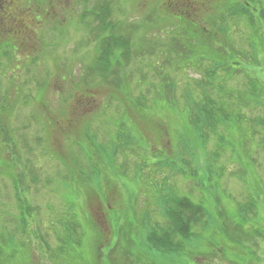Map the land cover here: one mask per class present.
<instances>
[{
	"label": "trees",
	"instance_id": "trees-1",
	"mask_svg": "<svg viewBox=\"0 0 264 264\" xmlns=\"http://www.w3.org/2000/svg\"><path fill=\"white\" fill-rule=\"evenodd\" d=\"M55 1L58 0H41L37 4L36 7L42 21L46 18L49 19L53 14L52 12L57 6ZM82 1L85 4V0ZM114 1L101 0L102 4L95 8L86 6L80 14L87 20L85 28L90 34L87 42L96 44L94 73L98 77L95 81H87L84 74L80 80L83 83L82 89L84 90L85 87L86 91L98 93L97 88L104 87L107 90L105 93L109 92L108 94L100 92L99 96L102 98L86 96L83 97V100L91 99V107L96 105L93 100L98 101L97 104L100 103V107L104 104L105 108L107 106L104 99L108 102L110 100L117 102V107L115 106L111 115L119 121L123 120L125 115H129L127 109L122 110L124 105L131 104L136 108H144L156 106L158 102L163 104L166 101L167 107L184 111L187 116L185 121L188 133L196 137L201 145L206 142V134L214 133L215 135L217 128L223 127L227 130L240 131L243 124L246 123L243 111L260 108L257 98L261 92L264 95V84L259 90L257 80L258 75L264 70V0H177L175 3L170 1L163 6L167 11L163 14V18L157 15L156 10L154 12L150 10L146 14V19L140 23L130 21L125 16L124 21L115 24L111 20L112 4H116ZM160 1L163 3V0ZM165 1L168 2V0ZM193 1H198L200 12L197 10L199 5L196 8L194 4H191ZM140 2L147 3L152 7L157 6L159 0L154 4H151L150 0H139L137 4L140 5ZM30 4L33 5L30 0H23L21 6L18 24L22 27L21 31L23 32L19 35L8 32V34L0 36V71L6 68L10 69L14 61H20L23 53L29 51L28 58L33 68L23 69L22 67L21 72L24 78L27 75L33 82L36 80L40 82L32 90L29 88L27 92L17 89L21 95L18 99L17 96H12L13 89L9 90L6 87L2 92L0 81V123H3V126L0 124V170L7 167L14 169V172L6 177L12 189L7 198L12 197L13 200L12 202L6 201L11 207H15L16 211H7L2 217L0 264H3L4 261L8 264L10 262L16 264L20 257L24 260L23 264H37V259L33 257L36 254L42 256L41 259H46L47 264L49 261L52 264H73L70 262L72 254L81 248L83 238H87V232L78 221L80 217L76 215L74 209L78 195L82 193V198L83 193H87L86 188L89 183L101 177L102 170L99 169V166H103L104 170L109 169L123 175L129 167V159L132 156H129L127 152L130 153L140 148H137L133 143L128 145V140L122 141L123 134L120 131L115 133V137L106 139L99 135L98 131L92 128L88 122L83 128L81 138L72 139L71 142L67 140L68 145H72L73 149L69 148L68 152L61 154L57 159L50 155V158H54L52 161L59 163L61 167V169L56 168L52 177L45 178L38 175L35 165L30 160L20 162L12 158L16 153L19 157L20 151L31 152L32 150H28L27 147H23L25 151L19 150V147L14 143L15 138H12L8 133L4 119H1L2 116L8 115L4 112V104L6 107V103H10L9 106H12V110H14L18 104H21L23 98L31 99L28 105L31 108L30 115L31 112L33 113V109L45 108L43 104H49L51 101H47L43 97L46 92L53 95L50 91H54V88L49 87L51 81L44 82L42 72H37L34 67L35 61L41 62L38 55L43 52L44 41L41 39L43 34L37 36L32 35L34 34L32 32L24 34L25 28L39 24L31 17L33 25H27L23 18L25 17L23 8ZM159 30H163L161 40L148 41L146 38L143 40L139 38L140 32L153 34ZM5 38H9V51L4 48ZM135 42L140 45L139 51L136 49ZM149 55L157 56L154 63L148 62L150 61L148 59L145 61V56ZM4 59L8 61V65L4 63ZM135 64L145 65L144 69L149 67L150 70L145 74L140 73L139 81L132 87L130 85L131 73L128 75L129 71L127 70ZM63 68L61 67V69ZM63 71L67 72V70ZM148 72L151 73L150 77H147ZM188 72H197L200 76L192 78ZM238 73L243 75L245 81L241 86H233ZM134 89L138 91L135 96L133 95ZM118 92L126 94L121 98V101L116 100ZM73 97L77 98L76 95ZM78 97L82 99V96ZM226 104L235 106V108L226 111ZM90 106L85 107L86 110L89 109L87 111L89 115L92 114ZM52 110L54 116L50 118L53 120L51 123L41 125L40 122H34L35 125H39L40 129L36 133L37 142L39 133L43 136L47 132L63 135L76 127L73 122L69 121L64 111H57V108H52ZM79 111L75 109L73 114L71 109L73 119ZM88 114L84 116L81 111L75 121H79L83 117L86 118L89 116ZM58 117L65 119L64 126L59 124ZM136 119L142 121L141 118ZM116 124L119 123L116 122ZM250 124L252 123L250 122ZM249 126L250 144L256 138L254 135L257 134L260 139L254 144L264 150V123L260 118H257L254 124ZM45 130L47 131L45 132ZM245 144L247 143L245 142ZM23 145L25 146V144ZM189 148L192 150L190 146L188 150ZM52 153H55L54 149ZM70 154V158H66ZM243 155L253 165L256 164V159L253 157L254 152L248 150ZM213 156L217 160L218 154H213ZM119 157L122 158L121 162H118ZM136 157L140 158L138 154ZM86 159H93L100 163L92 164L91 167L84 163ZM165 159L168 158H164L155 166L166 167L169 162L166 164L167 160ZM139 168L145 169L141 159L134 166V173ZM207 172L210 175L213 170L207 167ZM219 172L222 174V171ZM52 185L59 189L57 190L61 201H63V211L56 216L53 210L54 218L49 216L45 223L37 222L36 217L41 213L42 208L35 203L34 198L30 199V196L31 194L40 196L38 189L46 190ZM164 189L167 190L166 195L161 200H156L155 204L157 222L148 226L149 216L145 215L146 220H143L142 223L143 234L149 251L160 254L161 258H168L175 262L183 253L185 242L197 236L194 229H206L208 225L206 222L207 213L201 204L178 196L173 188L170 190L165 187ZM257 198V196H248L239 207L241 213L248 215L254 211ZM92 221L89 215L88 222ZM94 221H98V219ZM89 223L88 230L92 232L94 239L92 247L103 248L105 246L109 248V264L125 263L119 262V260H121V256L126 255V247L118 241L110 245L107 238H101L102 226L99 225L98 230L96 225L92 224L91 227ZM51 238H55L56 242H49ZM111 253L116 254V258L112 257ZM117 254L120 256L118 257ZM5 257L6 259L3 260Z\"/></svg>",
	"mask_w": 264,
	"mask_h": 264
},
{
	"label": "rangeland",
	"instance_id": "rangeland-1",
	"mask_svg": "<svg viewBox=\"0 0 264 264\" xmlns=\"http://www.w3.org/2000/svg\"><path fill=\"white\" fill-rule=\"evenodd\" d=\"M30 1L33 5L30 4L23 8L25 16L23 18L27 25H33L30 20L31 17L39 24L31 26V28L28 26L25 28L24 34L31 32L34 33L32 35L36 36L43 34H41V39L44 41L43 52L38 55L41 62L35 61L34 67L37 72H42L44 82L51 81L49 87L54 88V91H50L53 95L46 92L45 97H43V99L51 102L43 104L45 107L43 109H33V113L31 112L30 115L31 108L28 105L31 99L23 98L21 104H18L14 110H12V106H9L10 103L7 102L6 107L4 104V112L8 115L2 116L1 119H4L8 133L12 138H15L14 143L19 147V150H24L23 147L32 150L31 152L20 151L19 157L16 153L12 158L20 162L30 160L35 165V171L38 175L45 178L52 177L56 168L61 169V167L59 163L52 161L54 158H50V155L57 159L61 154L68 152L69 148L73 149L72 145L69 146L67 142L81 138L83 128L88 122L92 128L98 131L99 135L106 139L115 137V133L120 131L124 138L121 137L122 141L128 140V145L133 143L137 148L144 151L135 149L130 153L127 152L129 156H132L129 159V167L123 175L109 169L104 170L103 166H99V169L102 170L101 177L89 183L86 188L87 193L84 192L82 198V193L78 195L74 209L76 215L80 217L78 221L87 232V238H83L81 248L72 254L70 262L73 264H109V248L103 245V248L92 247L94 239L92 232L88 230L90 215V219L93 220L89 223L90 226L92 227L94 224L98 230V226H102L101 238H107L110 245L118 241L122 246H125L126 255L124 256L129 261L134 260L136 256L140 264H149L148 261L155 263L157 260L159 264H264V150L254 144L260 139L257 134L254 135L256 138L250 144L251 137L248 130V128L250 129L249 125L254 124L257 118H260L261 122L264 123V95L262 92L257 98L260 108H250L243 111L246 123L243 124L240 131L227 130L223 127L217 128L215 135L214 133L206 134L204 145H201L196 137L188 133L187 122L185 121L187 116L184 111L167 107L166 101L163 104L158 102V105L155 104L156 106L144 108H136L131 104L124 105L122 110L127 109L129 115H125V118L119 121L111 115L112 111L115 110L114 108L117 107V102L110 100V103L104 99L107 106L105 108L104 104L100 107V103L97 104L98 101L93 100L96 105L91 107V99L83 100V97L86 96H99L100 92L103 94L109 92L105 93L107 90L104 87L97 88L98 93L86 91L85 87L83 90V83L80 81L84 74L87 81L98 79L97 74L94 73L96 44L87 42L90 37L85 28L87 20L80 14L86 6L95 8L102 4L101 0H88L87 2L85 0V4L82 0L55 1L57 6L53 10V14L44 21L41 20L36 7L41 0ZM138 1L115 0L116 4H112L111 15L114 24L124 21L125 16L130 21L140 23L146 19V14L150 10L153 12L156 10L157 15L163 18V14L167 12L163 6L170 1L175 3L177 0H168V2L163 0V3L159 0L157 6L152 7L148 6L147 3L143 4L144 2H140L139 5L137 4ZM150 1L151 4H154L157 0ZM80 2L82 3L79 4ZM191 4H194L196 8L199 5L198 1H193ZM199 8L200 5L197 8L198 11ZM141 34L143 33L140 32L139 38L142 40L146 38V40L152 41V39L161 40L163 38V30L153 34ZM43 37L45 38L43 39ZM8 45H10L9 38H5L4 48L7 51H9ZM135 46L139 51L140 45L135 42ZM28 53L29 51L23 53L20 61H14L10 69L6 68L0 71L1 91L4 92L6 87L9 90L13 89L12 96H17L18 99L21 95L17 89L27 92L29 88L32 90L37 83H40L37 80L33 82L27 75L24 78L21 72L22 67L23 69L33 68ZM156 57L145 56V61L148 59L150 60L148 62L154 63ZM4 63L8 65L6 59H4ZM61 67L64 68L61 69ZM130 67L127 71H129L128 75L131 73L130 85L134 87L140 79V73L145 74L150 69L149 67L144 69L145 65L137 64ZM63 70H67V72ZM150 75L151 73L148 72L147 77ZM188 75L192 78H199L200 76L197 72H188ZM148 80L150 82L151 78ZM257 80L260 90L264 84V70L258 75ZM244 81L243 75L238 73L233 86H241ZM22 85L28 89H24ZM137 93V89H134L133 95L135 96ZM75 95L77 98L73 97ZM78 96H82V99ZM117 96L116 100L121 101V98L125 97L126 94L118 92ZM15 99L17 98L15 97ZM97 99L99 98L97 97ZM88 106L91 107L92 114L90 113V115L87 113L89 109H85ZM226 106V111L235 108L230 104H226ZM52 108H57V111H64L66 117L76 127L63 135L47 132L43 136L39 133V141L37 142L36 133L40 129L39 125H35L34 122H40L41 125L51 123L53 120L50 118L54 116ZM71 109L73 114L75 109L76 111L80 110L78 115L74 117L75 119L81 111L84 116L87 114L89 116L75 121ZM134 117L141 118L142 121L133 119ZM57 119H59V124L64 126L65 119L63 120L62 117ZM189 146L192 150L190 148L188 150ZM53 149L55 153H52ZM248 150L254 152L253 157L256 159L254 165L243 155ZM137 154L140 158L136 157ZM213 154H218L217 160ZM70 156L71 154L66 158H70ZM239 157L240 159H238ZM164 158H168L165 159L167 160L166 164L169 162L166 167L155 166ZM139 159H141L145 169L139 168L134 173V166L139 163ZM120 160L122 161V158L119 157L118 162H121ZM84 163L92 167V164L98 165L100 162L86 159ZM207 167L213 170L212 174L209 175ZM30 168H32L31 165ZM219 171H222V174H219ZM13 172L14 169L11 167L0 170V174L2 173L0 175V226H2L3 214L7 211H15V207L7 204V201L12 202L13 198H7L12 189L6 177ZM165 187L170 190L173 188L180 197L201 204L207 213L206 222L208 225L206 229H194L197 236L185 242L184 251L175 262L168 258L161 259L160 254L149 251L143 234L142 223L143 220H146L145 215L149 216L148 226L157 222L155 204L156 200L159 201L166 195ZM57 189L55 185H52L46 190L38 189L40 196L31 194L30 199L34 198L35 203L42 208L41 213L36 217L37 222L41 221L40 223H42L43 221L45 223L47 217L54 218L55 214L57 216L62 213L63 201H61L59 189ZM248 196H257L258 198L255 201L253 214L248 212V215H244L239 207ZM53 210L55 214H52ZM95 219L98 221H94ZM49 240V242H56L55 238ZM120 254L117 256L119 257ZM111 256L116 258L114 253ZM33 257L37 259V264H47L46 259H41L42 256L36 254ZM5 259L6 257L3 260ZM23 261V258L20 257L16 264H23ZM48 263L52 264L50 261ZM3 264L8 263L4 261ZM10 264L14 263L10 262Z\"/></svg>",
	"mask_w": 264,
	"mask_h": 264
},
{
	"label": "flooded vegetation",
	"instance_id": "flooded-vegetation-1",
	"mask_svg": "<svg viewBox=\"0 0 264 264\" xmlns=\"http://www.w3.org/2000/svg\"><path fill=\"white\" fill-rule=\"evenodd\" d=\"M22 4L23 0H0V36H4L8 32L13 35H19L23 32L21 31L22 27L18 24ZM119 262H125L123 264H140L136 256L132 261L125 259V256H121ZM158 262V260L155 263L148 261L149 264H159Z\"/></svg>",
	"mask_w": 264,
	"mask_h": 264
}]
</instances>
